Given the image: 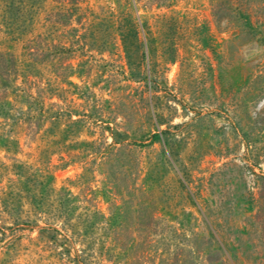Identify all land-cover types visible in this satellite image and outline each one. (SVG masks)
Returning a JSON list of instances; mask_svg holds the SVG:
<instances>
[{
	"label": "rangeland",
	"instance_id": "1",
	"mask_svg": "<svg viewBox=\"0 0 264 264\" xmlns=\"http://www.w3.org/2000/svg\"><path fill=\"white\" fill-rule=\"evenodd\" d=\"M82 5L137 30H126L127 45L115 30L101 29L107 47L85 50L80 38V77H71L80 112L95 107L103 121L80 126V160L65 165L57 153L51 162L54 186L78 196L76 225L69 232L54 220L57 232L39 219L9 228L0 264H264V0ZM122 144L136 150L141 171L132 178L152 197L159 234L132 242L131 228L116 220L80 240L84 205L109 216L121 203L111 189L116 160L106 156ZM39 158L25 139L0 145V166L9 169L0 184L22 179L20 164L45 169Z\"/></svg>",
	"mask_w": 264,
	"mask_h": 264
},
{
	"label": "trees",
	"instance_id": "2",
	"mask_svg": "<svg viewBox=\"0 0 264 264\" xmlns=\"http://www.w3.org/2000/svg\"><path fill=\"white\" fill-rule=\"evenodd\" d=\"M86 1L0 0V145L19 147L22 139L36 143L38 161L47 166L20 164L17 172L22 179L9 177L7 186L0 184V241L9 228L35 225L39 219L57 232L54 220L64 223L63 229L69 232L76 225L73 215L78 196L68 187L54 186L51 162L57 153L65 165L80 160L85 150H80V126L89 121L96 127L103 121L95 107L80 112V85L71 79L80 77V38L85 50L107 47L110 42L100 38L101 29L108 35L115 30L127 45L126 30H137L136 25L120 27L115 17H91L90 8L82 5ZM14 45H21V53L12 49ZM81 143L93 155L101 153L95 140ZM135 153L133 147L122 144L106 156L109 161L116 160L111 189L121 203L113 205L109 216L96 205H84L80 222L86 230L80 232V240L91 234L88 229L112 225L116 220L131 228L132 242L151 241L159 234L152 197L142 186L137 188L132 178L134 171L137 176L141 171ZM4 170L8 171V166L1 162L2 176ZM23 198L30 201L28 208ZM7 222L12 226L6 227Z\"/></svg>",
	"mask_w": 264,
	"mask_h": 264
}]
</instances>
